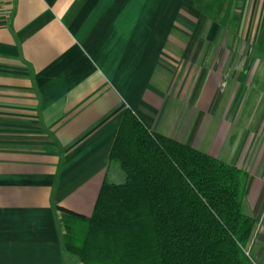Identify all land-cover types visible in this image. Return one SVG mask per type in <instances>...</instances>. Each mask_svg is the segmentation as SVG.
<instances>
[{
    "label": "crops",
    "instance_id": "0c3cea01",
    "mask_svg": "<svg viewBox=\"0 0 264 264\" xmlns=\"http://www.w3.org/2000/svg\"><path fill=\"white\" fill-rule=\"evenodd\" d=\"M128 108L248 172L264 264V0L1 2L0 264H84L62 215L93 214Z\"/></svg>",
    "mask_w": 264,
    "mask_h": 264
},
{
    "label": "trees",
    "instance_id": "16d2710c",
    "mask_svg": "<svg viewBox=\"0 0 264 264\" xmlns=\"http://www.w3.org/2000/svg\"><path fill=\"white\" fill-rule=\"evenodd\" d=\"M248 180L128 108L93 214L64 209L65 248L84 264H256Z\"/></svg>",
    "mask_w": 264,
    "mask_h": 264
},
{
    "label": "rangeland",
    "instance_id": "374dc122",
    "mask_svg": "<svg viewBox=\"0 0 264 264\" xmlns=\"http://www.w3.org/2000/svg\"><path fill=\"white\" fill-rule=\"evenodd\" d=\"M93 212V211H92ZM91 212V213H92ZM248 253L251 255V248H248Z\"/></svg>",
    "mask_w": 264,
    "mask_h": 264
},
{
    "label": "built area",
    "instance_id": "2783aa9c",
    "mask_svg": "<svg viewBox=\"0 0 264 264\" xmlns=\"http://www.w3.org/2000/svg\"><path fill=\"white\" fill-rule=\"evenodd\" d=\"M3 1H5V0H0V3L3 2Z\"/></svg>",
    "mask_w": 264,
    "mask_h": 264
}]
</instances>
